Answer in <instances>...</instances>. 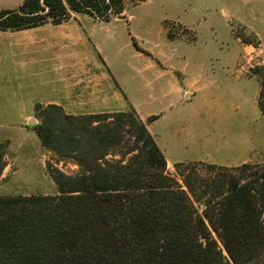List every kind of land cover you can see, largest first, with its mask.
I'll return each instance as SVG.
<instances>
[{
  "label": "trees",
  "instance_id": "1",
  "mask_svg": "<svg viewBox=\"0 0 264 264\" xmlns=\"http://www.w3.org/2000/svg\"><path fill=\"white\" fill-rule=\"evenodd\" d=\"M126 1L24 0L0 9V31L70 12L109 21ZM34 114L42 146L78 170L48 163L56 193L0 196V264H264V162H177L181 182L132 107L75 115L36 104ZM6 150L0 141V177Z\"/></svg>",
  "mask_w": 264,
  "mask_h": 264
},
{
  "label": "rangeland",
  "instance_id": "2",
  "mask_svg": "<svg viewBox=\"0 0 264 264\" xmlns=\"http://www.w3.org/2000/svg\"><path fill=\"white\" fill-rule=\"evenodd\" d=\"M72 14L76 13L70 12V18ZM122 14L110 16L131 15L118 23L122 53H127L129 31L143 48L173 54L192 93L189 99L172 95L149 102L147 79L160 92L163 84L166 87L178 77L167 75L162 67L148 70L147 79L138 76L134 84L132 95L140 112L160 116L150 131L166 149L172 163L167 165L168 172L182 182L174 162L225 166L264 162L260 107V101L264 102V0H146L138 5L128 0ZM80 23L72 20L53 26L49 21L35 28L0 31V112H16L18 108L13 107L18 106L22 92L35 87L61 95L67 70L70 74L74 68L77 76L90 65L96 73L94 57L84 60L86 40L69 36L82 31ZM147 50L144 53L149 54ZM78 53L83 54L82 61L75 60L72 68L67 56ZM143 57L144 63L137 60L138 65L150 60ZM121 106L126 108L124 97ZM11 120L16 122L0 126V141L7 144L0 196L56 193L47 164L68 174L76 173L77 165L42 146L33 129L39 118L25 124L20 116Z\"/></svg>",
  "mask_w": 264,
  "mask_h": 264
},
{
  "label": "crops",
  "instance_id": "3",
  "mask_svg": "<svg viewBox=\"0 0 264 264\" xmlns=\"http://www.w3.org/2000/svg\"><path fill=\"white\" fill-rule=\"evenodd\" d=\"M23 1L0 0V9H16ZM130 17L131 15L127 17L116 16L109 21H103L98 17L85 13L72 14V17L63 23L71 22L72 20L82 21L80 23L82 31L71 32L69 36L71 37L72 35V39L75 36V38L82 37V39L86 40L85 51L87 52V56L84 60L94 57L98 67L95 70L96 73L88 65L86 73L76 76L73 65L75 60H78V62L82 61L83 54L78 53L77 56L68 54L67 58L72 63L73 72L69 74V70H67L65 74V89L61 95L49 90L43 92L37 87L28 89V92L26 90L25 92L23 91L18 106L13 107L14 109L18 108L16 112H10V110L9 112H0V126L15 123L16 121L11 119L17 116L24 119V123L22 124L29 123L31 118H35L34 109L36 104H57L61 105L66 113L75 115L123 111L132 107L150 130L151 124L160 116L154 114L143 115L140 112L138 102L133 98L132 92H134L133 88L136 80L139 79L138 76L147 79V76H149L147 75L148 70H154L157 67L164 68V72L167 75L171 76V73H176L178 77H174L172 83L170 85L166 84V87L163 84L160 92L153 90L154 82L147 79L145 85L150 90V94L147 96L149 102L164 101L172 95L181 99L191 98L192 93L185 86V75L177 69V60H175L173 54H157L143 48L137 42L135 35L129 31L125 40L127 53H122L120 41L122 33L120 31L121 26L118 23ZM134 40L141 48L147 50L149 54L138 50L133 43ZM145 55L150 57V60L146 61L145 66L138 65L137 60H141L144 63L145 58L143 56ZM10 92L7 91L9 96ZM123 97L126 102V108H122L121 106ZM151 116H157V118L150 121L149 118ZM154 138L166 157L167 165H172L168 159L165 147L156 136Z\"/></svg>",
  "mask_w": 264,
  "mask_h": 264
},
{
  "label": "water",
  "instance_id": "4",
  "mask_svg": "<svg viewBox=\"0 0 264 264\" xmlns=\"http://www.w3.org/2000/svg\"><path fill=\"white\" fill-rule=\"evenodd\" d=\"M31 121H33V120H31Z\"/></svg>",
  "mask_w": 264,
  "mask_h": 264
}]
</instances>
